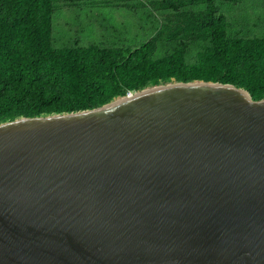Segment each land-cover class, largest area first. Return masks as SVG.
<instances>
[{
	"label": "water",
	"instance_id": "95a60500",
	"mask_svg": "<svg viewBox=\"0 0 264 264\" xmlns=\"http://www.w3.org/2000/svg\"><path fill=\"white\" fill-rule=\"evenodd\" d=\"M0 264H264V99L172 81L0 123Z\"/></svg>",
	"mask_w": 264,
	"mask_h": 264
},
{
	"label": "trees",
	"instance_id": "16d2710c",
	"mask_svg": "<svg viewBox=\"0 0 264 264\" xmlns=\"http://www.w3.org/2000/svg\"><path fill=\"white\" fill-rule=\"evenodd\" d=\"M215 1L204 0L203 15L192 17L205 43L188 62L184 41L161 57L153 39L133 48H56L53 0H0V123L91 110L172 81L230 84L264 99V37L229 36Z\"/></svg>",
	"mask_w": 264,
	"mask_h": 264
},
{
	"label": "rangeland",
	"instance_id": "374dc122",
	"mask_svg": "<svg viewBox=\"0 0 264 264\" xmlns=\"http://www.w3.org/2000/svg\"><path fill=\"white\" fill-rule=\"evenodd\" d=\"M51 40L56 48L76 44L137 47L153 39L157 57L186 43V59L194 62L205 43L192 25L204 13V0H53ZM231 37H264V0L215 1ZM167 84V83H166ZM163 85V84H160Z\"/></svg>",
	"mask_w": 264,
	"mask_h": 264
}]
</instances>
